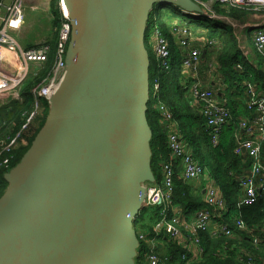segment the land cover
Listing matches in <instances>:
<instances>
[{
    "label": "water",
    "instance_id": "95a60500",
    "mask_svg": "<svg viewBox=\"0 0 264 264\" xmlns=\"http://www.w3.org/2000/svg\"><path fill=\"white\" fill-rule=\"evenodd\" d=\"M63 1L66 71L44 125L5 174L0 264H137L134 220L155 182L150 13L157 3L206 13L195 0Z\"/></svg>",
    "mask_w": 264,
    "mask_h": 264
},
{
    "label": "trees",
    "instance_id": "16d2710c",
    "mask_svg": "<svg viewBox=\"0 0 264 264\" xmlns=\"http://www.w3.org/2000/svg\"><path fill=\"white\" fill-rule=\"evenodd\" d=\"M58 2L59 0H50L53 31L43 42L51 47L47 61L35 65L37 71L28 75L23 82L20 91L23 98L21 103L13 100L7 106H0V142L9 143L19 134L12 151L3 152L0 158L1 161L6 156L11 157L10 167L2 166L0 162V197L8 186L5 174L20 162L44 125L49 112L48 101L42 99L37 115L32 118V122H28V116L35 110L32 89L48 76L55 63L56 44L62 23ZM251 7L219 2L212 4L215 14L234 17H240L242 11L247 13V9ZM161 8L163 7L157 3L150 13L146 40L156 24L160 25L165 35H168L170 25L174 23L205 29L210 40L216 39L217 42L216 63L225 83V87L219 90V95L231 96L227 104L231 117L220 130L219 143L213 144L211 141L213 129L207 125L201 104H195L192 100L191 89L194 81L185 74L181 57L179 55L174 57L175 52L171 45L172 64L171 68L166 70L159 67L154 51L147 45L151 58V88L147 117L153 132L151 167L155 182L162 179L163 165L170 158L168 139L170 129L164 124L159 108L163 105L171 112L172 121L177 124L176 128L181 138L190 144L197 160L203 161L201 162L203 166H208L206 168L209 176L219 187L225 200V208L215 221L218 224L229 225L230 233L212 232L211 228L198 229L193 233L188 227L195 219L196 213L207 208L208 204L204 200L203 189H198L192 181L184 179L180 161L176 160L173 198L174 203L186 208L187 211L185 217L176 224L184 236V241L179 242L169 233L163 232L157 238L154 252L159 256L161 264H264V173L260 172L254 178L257 198L253 202H246L247 197L241 180L242 177L251 174L252 165L247 153L236 152L237 137L247 135L240 127L241 120L245 117L252 119L261 114L256 110L257 106L249 108L247 104L254 97L264 96V85L261 87L253 85L255 80L261 78L259 71L252 68L240 47L239 38L232 29L219 26L214 18L205 17L204 19L208 21L201 22L204 19L184 14L174 5L167 6V9L160 12ZM252 41L253 45L250 46L253 52L264 60V54L257 48L253 34ZM33 45L35 44H28ZM155 79L159 84L156 94ZM260 142V156L264 164V135ZM148 209L150 208L143 209L135 218L134 227L137 233L144 232L151 236L155 233V224L161 217V210ZM238 222L243 223L244 227L239 226ZM193 238L198 240V244L193 242ZM140 242L137 264H148L146 254L149 248L144 241Z\"/></svg>",
    "mask_w": 264,
    "mask_h": 264
},
{
    "label": "built area",
    "instance_id": "2783aa9c",
    "mask_svg": "<svg viewBox=\"0 0 264 264\" xmlns=\"http://www.w3.org/2000/svg\"><path fill=\"white\" fill-rule=\"evenodd\" d=\"M29 1L31 0H0V62H4L7 68L2 70L0 67V102L5 97L11 98L9 103L13 100H18L20 103L23 101L20 95L23 82L35 65H41L47 61L51 49L50 45L45 43L24 47L19 44L14 35L26 21V7ZM197 2L206 13L204 17H215V12L212 9V11H209L210 9L207 8L206 4ZM210 2L233 6L248 5L256 9L264 8V0H208V4ZM58 7L62 16V23L56 44L55 63L48 76L32 89L35 99V110L29 115L28 122L37 115V109L40 108L42 99L47 100L50 104L51 96L58 89L66 71V53L71 39V23L63 0H59ZM260 29L257 27L254 30L253 39L257 48L264 54V30ZM169 33L170 36L169 34L165 35L160 25L156 24L146 40V45L152 48L158 59L159 67L166 70L171 68L173 57L171 36H173L179 38V44L184 49L183 69L197 70L202 51L193 45L191 28L186 24L174 23L170 25ZM216 43L215 40H209L208 42L211 48H215ZM12 50H14V55L17 58L16 62H14V58H12V61L10 60L11 56H9V53H13ZM1 53H3V56ZM158 88L159 84L157 79H155V94ZM13 94L14 96H12ZM191 95L197 103L201 104L207 125L213 129L211 141L216 145L219 143L221 128L231 117L227 102L219 99L217 91L205 88L200 82L193 84ZM1 103L6 106L9 104L7 101ZM247 104L249 108L257 106L256 110L261 114L254 116L252 119L245 117L241 120L240 127L247 135L245 137H237L238 147L236 152H243V148H245L246 153L250 157L251 174L242 177L241 183L246 193V202H253L257 198L254 178L260 172L264 173V164L260 156V138L264 135V96L254 97ZM159 108L162 112L164 124L170 129L168 138L170 158L163 165L162 179L145 186L146 194L143 209L160 208L161 210V217L155 224V233L153 235L147 236L144 232L137 233L139 241H144L149 248L146 254L148 264H161L159 256L154 252V248L157 245L158 236L163 232L169 233L179 242L184 241V236L176 224L185 217L187 211L186 208L174 203L173 198L177 161H180L182 176L185 180L200 181L201 178H206L203 195L208 207L200 209L188 227L193 230V233L198 229L207 230L210 228L212 232L230 233L229 225L218 224L215 221L225 208V200L219 191V187L216 185L215 180L209 174L207 175L206 167L194 156L190 144L181 138L180 132L176 128L177 124L172 121L171 112L163 105H160ZM18 136L19 134L9 143L0 142V158L3 152L10 153L12 151ZM0 162L2 166L10 167L11 157L6 156ZM238 224L244 227L243 223L238 222ZM193 242L198 244L196 238H193Z\"/></svg>",
    "mask_w": 264,
    "mask_h": 264
},
{
    "label": "crops",
    "instance_id": "0c3cea01",
    "mask_svg": "<svg viewBox=\"0 0 264 264\" xmlns=\"http://www.w3.org/2000/svg\"><path fill=\"white\" fill-rule=\"evenodd\" d=\"M30 2L32 3L33 1ZM244 10L246 9L244 8ZM247 10H246L247 13H244L242 11L243 13L242 12L240 13V17L215 14L214 19L217 21V24L219 26L230 28L237 35V37L239 38L240 47L242 48L244 55L247 57L252 68L257 69L261 76V78L255 80L253 85H255L256 87H261L262 85H264V77L261 74L262 72L264 73V60H262L260 57H258L255 54V52H253L250 44L253 45L252 34L254 30H256L257 27L261 29L264 28V9L263 8L256 9L255 7L252 6ZM191 33H192L193 45L198 48H201L202 55L197 70L183 69L185 71V74L188 75L194 81V83L200 82L205 88H210L217 91L219 99L221 101H226L228 104L229 98L231 96L221 97V95H219V90L225 87V83H224V77L219 71L218 65L216 63V59H217L215 56L217 55L216 46L215 48H211L209 46L208 42L210 38L205 29L201 27L191 26ZM168 34L170 36V33ZM171 45L174 48V49L172 48L175 52L174 57L175 55H179L182 61L184 49L179 44V38L171 36ZM239 99H241V97H239ZM192 100L195 104H198L196 100H194V98ZM192 183L198 189L204 190V186L206 184V178L203 177L200 179V181L195 180L192 181ZM202 193H204V191Z\"/></svg>",
    "mask_w": 264,
    "mask_h": 264
},
{
    "label": "rangeland",
    "instance_id": "374dc122",
    "mask_svg": "<svg viewBox=\"0 0 264 264\" xmlns=\"http://www.w3.org/2000/svg\"><path fill=\"white\" fill-rule=\"evenodd\" d=\"M31 1H33V2L31 3L29 1L27 4V7H26V11H27L26 21L23 23V25L20 27V29H18L17 32L14 33L19 44L24 46V47H27L28 44H35V45L42 44L43 42L46 41V38H48V36H50L52 34L50 32L53 31L52 18H51L52 14H51V10H50V0H31ZM197 1L206 4L207 8L210 9L209 11H212V10L214 11V9L212 8V4H214L215 2H210L208 4V0H197ZM165 9H167V6L161 8L159 11L162 12ZM180 11L183 12L181 9H180ZM194 17H197V16H194ZM202 19H204V18H202ZM205 21H208V20L204 19L201 22H205ZM211 21H215V20H211ZM260 30H264V29H260ZM199 49H200V51H202L201 48H199ZM148 50H149V48H148ZM12 51H13V53H9V51H8L9 56H11L10 60L12 61V58H14V62H16L17 58L14 55V50H12ZM201 55H202V53H201ZM0 64H2L1 66L3 68L6 67V64L4 62H0ZM35 71H37V69H35V67H34L30 71L29 75L32 73H35ZM12 96H14V94ZM9 100H11V98L5 97L3 100H1V102L7 101V103H9L10 102ZM1 102H0V106L4 105V103H1ZM9 104H11V103H9ZM28 118H29V116H28ZM32 121H33V119L30 122H32ZM201 162H203V161H201ZM206 167L208 168V166H206ZM148 210H151V209H148Z\"/></svg>",
    "mask_w": 264,
    "mask_h": 264
},
{
    "label": "bare ground",
    "instance_id": "6f19581e",
    "mask_svg": "<svg viewBox=\"0 0 264 264\" xmlns=\"http://www.w3.org/2000/svg\"><path fill=\"white\" fill-rule=\"evenodd\" d=\"M65 10H66V12H67V14H68V11H67V9L65 8ZM196 16H198L197 14H196ZM2 54V56H3V53H1ZM9 58V57H8ZM2 64H0V67H1V69L2 70H5V69H7L6 67L5 68H3L2 66H1Z\"/></svg>",
    "mask_w": 264,
    "mask_h": 264
}]
</instances>
